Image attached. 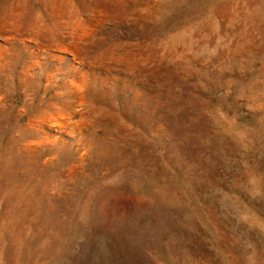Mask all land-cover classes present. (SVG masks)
<instances>
[{
    "label": "rangeland",
    "instance_id": "1",
    "mask_svg": "<svg viewBox=\"0 0 264 264\" xmlns=\"http://www.w3.org/2000/svg\"><path fill=\"white\" fill-rule=\"evenodd\" d=\"M0 264H264V0H0Z\"/></svg>",
    "mask_w": 264,
    "mask_h": 264
}]
</instances>
